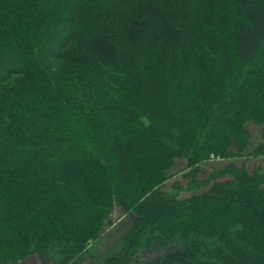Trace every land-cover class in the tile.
Returning a JSON list of instances; mask_svg holds the SVG:
<instances>
[{"label":"trees","instance_id":"16d2710c","mask_svg":"<svg viewBox=\"0 0 264 264\" xmlns=\"http://www.w3.org/2000/svg\"><path fill=\"white\" fill-rule=\"evenodd\" d=\"M250 123L264 0H0V264H69L115 205L135 225L102 264H264V171L195 178L246 156Z\"/></svg>","mask_w":264,"mask_h":264},{"label":"rangeland","instance_id":"374dc122","mask_svg":"<svg viewBox=\"0 0 264 264\" xmlns=\"http://www.w3.org/2000/svg\"><path fill=\"white\" fill-rule=\"evenodd\" d=\"M253 124H255V123H253ZM246 157L248 158L250 156H248V155L244 156V158H246ZM212 160H215V161L213 162ZM231 161H232V159H221V158H212L211 157L210 159H208L207 161L202 163L205 165L204 169H203V171H199L198 173H196L195 178L197 180H205L211 174H213V172L215 171L214 168H224L225 169L228 166V163H230ZM202 164L200 165V168H201ZM182 170H184L183 171L184 173H181ZM169 172L171 173V175L172 174H174V175L170 179V181L167 183V186L165 187V189L167 191L171 189V184H173L174 181L179 182V185L181 184L183 186V188L185 186L187 187V182L190 179L191 174L188 173L189 170L186 169V161L184 159H177L175 161V163L172 165ZM177 187H180V186H177ZM203 190H205V189H203ZM190 194H192V193L182 191L180 196L181 197H187ZM135 219H136V212L133 209L128 210V211H124L118 205H115L112 208V210L108 216L109 224L107 225V227L105 228L104 232L102 233V235L100 237L105 236L106 241L109 243L108 245H111L114 243L112 246L108 247L107 250L110 251L112 248H115L116 252L114 254H112L111 256L106 257L105 259L103 258L104 260L102 262H104L105 260H107L110 257H113V256L119 254L123 250L124 238L133 229V227L135 225ZM179 248H180V246L177 245V246L170 248V249L161 250L158 247L153 246V247L148 248L147 250L137 254L134 257L132 264H141L143 261L151 260V259H154L156 257H162L167 252H170V251H173V250H176ZM32 256H33V258H35L34 260H39L41 264H50V263L54 264L53 262L42 263L38 254H36V253L32 254L31 256L27 257L24 260H21L17 264H27L28 262H32L33 261V259L31 258ZM102 262H98L95 264H102Z\"/></svg>","mask_w":264,"mask_h":264},{"label":"crops","instance_id":"0c3cea01","mask_svg":"<svg viewBox=\"0 0 264 264\" xmlns=\"http://www.w3.org/2000/svg\"><path fill=\"white\" fill-rule=\"evenodd\" d=\"M264 127V123L261 125L258 124H249L248 130L250 133V143L246 150V155H249L261 142V131ZM213 162L215 160H212ZM217 163V162H216ZM234 164L236 166H244L247 171H252L255 168H260L262 171H264V156L259 157H246V158H234L228 165ZM204 164H202L200 171H203ZM215 170H223L224 168H214ZM213 169V170H214ZM109 243L106 241V237L102 236L96 239L95 241L91 242L86 249L78 256L76 257L72 262L69 264H95L98 262H102L106 257L111 256L114 254L115 248H112L110 251L107 250L108 247L112 246L108 245ZM34 256V255H33ZM32 262H28L27 264H41L39 260H34L33 258ZM104 258V259H103ZM51 264V263H50Z\"/></svg>","mask_w":264,"mask_h":264}]
</instances>
